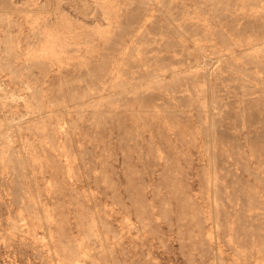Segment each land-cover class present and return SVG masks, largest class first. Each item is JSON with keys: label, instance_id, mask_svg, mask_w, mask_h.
I'll return each mask as SVG.
<instances>
[{"label": "rangeland", "instance_id": "obj_1", "mask_svg": "<svg viewBox=\"0 0 264 264\" xmlns=\"http://www.w3.org/2000/svg\"><path fill=\"white\" fill-rule=\"evenodd\" d=\"M0 87V264H264V0H0Z\"/></svg>", "mask_w": 264, "mask_h": 264}, {"label": "bare ground", "instance_id": "obj_2", "mask_svg": "<svg viewBox=\"0 0 264 264\" xmlns=\"http://www.w3.org/2000/svg\"><path fill=\"white\" fill-rule=\"evenodd\" d=\"M6 8V7H5ZM45 17V16H44ZM51 22V21H50ZM51 25V24H50ZM42 39V38H41ZM51 43V42H50ZM21 44V43H20ZM65 47V46H64ZM25 50V49H24ZM43 50V49H42ZM52 51V50H51ZM39 53V52H38ZM60 54V53H59ZM63 55V54H62ZM57 60V59H56ZM28 61V60H27ZM27 63V62H26ZM21 66V65H20ZM26 68V67H25ZM19 82V81H18ZM2 85V84H1ZM3 87V86H2ZM2 87H0V90H1V88ZM3 89V88H2ZM25 89V88H24ZM13 91V90H12ZM2 93H4V92H2ZM9 95V94H8ZM15 98V97H14ZM19 98V97H18ZM3 107V106H2Z\"/></svg>", "mask_w": 264, "mask_h": 264}]
</instances>
